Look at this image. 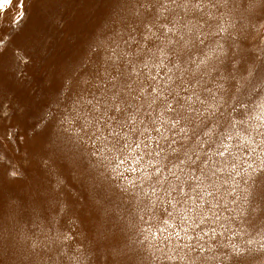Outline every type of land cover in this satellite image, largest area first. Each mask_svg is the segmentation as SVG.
<instances>
[{
  "label": "rangeland",
  "instance_id": "374dc122",
  "mask_svg": "<svg viewBox=\"0 0 264 264\" xmlns=\"http://www.w3.org/2000/svg\"><path fill=\"white\" fill-rule=\"evenodd\" d=\"M137 7L0 8V264H221L264 242L241 180L264 161V0L180 11L154 71Z\"/></svg>",
  "mask_w": 264,
  "mask_h": 264
},
{
  "label": "snow or ice",
  "instance_id": "6c2138e0",
  "mask_svg": "<svg viewBox=\"0 0 264 264\" xmlns=\"http://www.w3.org/2000/svg\"><path fill=\"white\" fill-rule=\"evenodd\" d=\"M11 2L12 0H0V8H3ZM126 2H132L138 6L136 9V19H138L140 25L146 29L147 35L144 36V39L151 40L156 36V32H154L153 29L161 33L172 32L175 25H173V28H169L168 25L173 23L172 18L179 15L180 11H183L184 14L187 15L190 12L205 7L207 4H211L215 7L220 0H126ZM224 2L226 3L227 0H224ZM21 7H23L22 3ZM136 19L133 20V23L136 22ZM196 39L200 43H205L202 33L198 34ZM169 43H171V41H169ZM185 43H187V41H185ZM3 44L4 38L0 36V49L3 48ZM172 54L179 55V52L174 50ZM0 56H2V52H0ZM169 108L175 110L171 105H169ZM114 111L119 113L121 111L120 106L115 105ZM213 114L214 113L210 112L209 116ZM111 119L118 120L119 117L113 116ZM176 123H179V120H177ZM115 135L118 136V133ZM124 146L129 148V150L131 149L129 145ZM121 163H124L123 158H121ZM9 175L15 178L18 173L12 170L9 172ZM241 180L245 186L246 192L245 202L248 205L246 211L249 214L257 211L264 213V161L258 166L249 164L245 174L241 176ZM64 239L67 240L69 237L65 236ZM112 240L114 243L109 246L116 249L115 255L119 258L121 256V250L119 249L118 243H115L116 237L113 236ZM253 243L252 240L247 241L249 247H237L233 245L232 250L226 252L220 258L221 264H247L248 260L256 258L257 253L264 256V242H261L258 248L251 247ZM134 258V254L125 256L127 264H133Z\"/></svg>",
  "mask_w": 264,
  "mask_h": 264
},
{
  "label": "trees",
  "instance_id": "16d2710c",
  "mask_svg": "<svg viewBox=\"0 0 264 264\" xmlns=\"http://www.w3.org/2000/svg\"><path fill=\"white\" fill-rule=\"evenodd\" d=\"M153 31L156 32V36L153 37L151 40L158 39L156 29H153ZM145 35H147V32H144L143 38H144ZM139 48H141V50H143L147 54V58L144 60V65L146 67H151V71H154V68L156 66L164 65L165 61L163 59L159 61V59L162 58V53L159 50H157V46L156 45L153 46V47H150V43L148 42V40H144L142 47H139ZM157 52H160V53H157ZM128 77H129V79L126 82L127 86H129L130 88L142 87L144 82L140 81L135 76H130L129 75ZM162 77L163 78H168L169 77L168 76V72L167 71L164 72L162 74ZM132 96H135V95H132ZM188 98L191 101H192V99L195 98L194 95H192V92H190V96H188Z\"/></svg>",
  "mask_w": 264,
  "mask_h": 264
}]
</instances>
